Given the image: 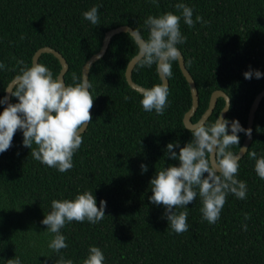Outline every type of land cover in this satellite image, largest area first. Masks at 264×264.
<instances>
[{
    "label": "trees",
    "instance_id": "1",
    "mask_svg": "<svg viewBox=\"0 0 264 264\" xmlns=\"http://www.w3.org/2000/svg\"><path fill=\"white\" fill-rule=\"evenodd\" d=\"M177 3L193 9L194 21L199 15L206 23L196 22L189 28L175 8ZM93 6H99L98 26L83 18ZM169 11L181 15L180 30L187 40L176 47L199 91L193 122L207 110L213 91L221 89L232 98L226 116L229 133L231 121L237 119L247 129L252 103L264 89V75L250 80L243 75L250 69L264 73V0H0V62L7 66L0 69V99L19 74L22 65L17 61L30 66L39 48L51 46L64 55L69 64L65 81L72 84L73 73L82 76L85 63L101 49L107 31L129 25L146 39L147 17ZM135 54L134 43L122 32L91 67L92 121L73 155V168L61 173L35 160L31 149L23 145L21 129L10 148L0 153V264L15 256L22 264H55L61 255L82 264L92 245L103 251L104 264H264V180L247 154L239 160L236 175L247 184L246 198L229 193L215 224L203 220L197 196L186 209H179L188 212L189 230L177 234L164 216L165 206L150 202V181L157 170L180 165L179 159L165 155L167 144L178 141L174 151L179 154L192 140L184 128L192 93L179 61H173L164 114L144 111L141 93L126 78ZM39 63L54 77L60 73L61 63L51 53L42 54ZM132 77L147 88L161 83L155 64L136 65ZM18 102L12 96V103ZM224 106L225 99L220 98L209 123ZM5 107L0 104V113ZM238 135L240 146L231 148L236 153L246 136L244 132ZM248 151H255L258 158L264 156V98ZM142 164L147 165V172H142ZM84 191L95 195L98 207L101 200L106 201L105 217L96 224L66 222L61 233L68 247L60 252L50 249L54 234L41 221L51 210V202L74 199ZM246 213L250 219L245 220Z\"/></svg>",
    "mask_w": 264,
    "mask_h": 264
},
{
    "label": "clouds",
    "instance_id": "2",
    "mask_svg": "<svg viewBox=\"0 0 264 264\" xmlns=\"http://www.w3.org/2000/svg\"><path fill=\"white\" fill-rule=\"evenodd\" d=\"M152 2L157 3V0ZM98 7L93 6L83 13V18L96 26L99 25ZM175 8L181 12L183 21L189 28L196 22L206 23L199 15L194 21L193 9L184 3L175 4ZM181 15L169 11L159 16H148L144 21L148 28L146 39L138 29L127 30L136 47L132 61L139 67H152L155 64L161 80V83L141 90L140 103L146 112L154 110L157 115H163L168 105L169 87L166 80L172 76V62L181 56L176 46L187 40L180 30ZM17 63L22 67L6 87V91L18 98L19 102L8 103L0 113V153L10 148L14 134L21 129L23 145L31 149L30 154L35 160L48 167L57 168L61 173L67 172L73 168V155L83 142L82 130L92 121V84L85 74L78 77L73 73V83L65 84L60 76L54 77L53 72L42 63L33 62L30 66L23 60ZM6 68L0 62V69ZM243 75L250 80L253 76L259 79L264 73L250 69ZM7 101L8 97L5 96L0 99V104ZM228 106L227 98L222 111H227ZM229 123L222 116H217L211 123L204 118L191 125L185 123L184 128L192 134V140L180 148L179 154L174 151L179 146L178 141L167 144L165 155L174 160L179 159L180 165L157 170V174L150 181L153 194L149 199L152 204L165 206L164 216L169 227L177 234L189 230L188 212L179 209H186L197 196L202 203L203 220L209 224H215L219 220L229 193L239 199L246 198L247 184L236 178L241 158L231 148L234 145L240 146L238 133L244 132L251 137L252 129L243 128L237 119L231 121L229 133ZM214 151L215 162L212 159ZM241 151L243 148L240 147L239 152ZM246 154L255 161V171L264 180V156L258 158L255 151L248 150ZM141 169L142 172H147V165L142 164ZM105 207L104 200L97 206L96 197L91 191L78 193L74 199H54L51 210L41 221L48 226L47 232L54 234L48 247L56 252L66 249L67 238L61 233L66 222L87 220L96 224L105 217ZM247 219L250 216L246 213L245 220ZM243 228L246 231L247 224ZM104 261L105 255L101 248L92 245L82 264H104ZM7 264H22V261L19 256H15L8 259ZM55 264H73V261L61 255Z\"/></svg>",
    "mask_w": 264,
    "mask_h": 264
},
{
    "label": "water",
    "instance_id": "3",
    "mask_svg": "<svg viewBox=\"0 0 264 264\" xmlns=\"http://www.w3.org/2000/svg\"><path fill=\"white\" fill-rule=\"evenodd\" d=\"M127 30H135V29L133 27L129 26V25H121V26H118L116 28H113V29L107 31L106 34H105L101 49L98 52H96L95 54H93L87 60V62L85 63V65L83 67L82 75L85 74L89 78V72H90L91 67L93 66V64L95 62H97L98 60H100L101 58H103L105 56V54L107 53V51L109 49V46H110V43H111L113 37L115 35H117V34L122 33V32H127ZM179 51L181 52L180 59H178L179 64H180V68H181L184 76L186 77L189 85H190L191 93H192V107L185 114L184 123H188L189 125H191L192 123H195V122H193L192 118L196 114V112H197V110L199 108V104H200L199 91H198V88H197V85H196V82H195L193 76L191 75V73L189 72V70H188V68L186 66L185 57H184V55H183V53H182V51L180 49H179ZM44 53H51L55 57H57L59 59V61L61 63V70H60V73L58 74V76H60V78L65 81V75H66V73L69 70V64H68L67 59L57 49H55V48H53L51 46H43V47L39 48L35 52V54L33 56V62H38L39 63L40 56L42 54H44ZM133 58L131 59V61L129 62V64L127 66L126 78H127V81L129 83V85L134 90H136V91L141 93V90L144 89V88H147V87L139 85L133 80L132 74H133V70H134V68L136 66V62L132 61ZM12 81L13 80H11L10 83ZM166 82L168 83V87H169V85H170L169 80H166ZM9 84H8V86H9ZM65 84H66V81H65ZM5 96L8 97V101H7V103H5V106L7 107L8 103H12V96L7 91H6ZM220 98H224L225 99V106H226L227 98H228V101H229L228 110L227 111H222L223 110L222 109L221 113L219 115V116H222L223 118H226V116H227V114H228V112H229V110L231 108L232 98L224 90L218 89V90L213 91V93L211 95L209 106H208L207 110L204 112V114L200 117V119H202V118L209 119L212 116V114H213V112H214V110H215V108L217 106L218 100ZM263 98H264V89L261 90L256 95V97H255V99H254V101L252 103V106L250 108L249 116H248L247 128H251L252 129V134H251V137H249L247 135L245 136V140H244V142H243V144L241 146V148H243V151L239 152L240 151L239 150L237 152V156L239 158H243L244 157V155L246 154V151L249 149V147H250V145L252 143L256 114H257L258 108H259ZM90 111H91V115H92L93 114V107H92V109ZM89 123H88V125H86L84 127V129L82 130V133H84L87 130V128L89 126ZM212 159H213V162H215V151L212 154Z\"/></svg>",
    "mask_w": 264,
    "mask_h": 264
}]
</instances>
